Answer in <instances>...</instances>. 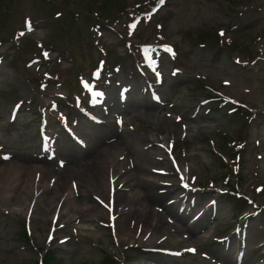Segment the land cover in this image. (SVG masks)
<instances>
[{
  "label": "rangeland",
  "instance_id": "374dc122",
  "mask_svg": "<svg viewBox=\"0 0 264 264\" xmlns=\"http://www.w3.org/2000/svg\"><path fill=\"white\" fill-rule=\"evenodd\" d=\"M156 1L0 0V165H27L25 160L38 153L58 154L64 165L61 152L91 147L98 135L104 137L102 146L115 132L156 139L160 145L146 151L193 172L188 190L178 189L172 205L193 232L183 238L174 230L145 232L143 227L133 234L140 224L153 225V217L133 210L128 200L127 213L114 212L111 220L99 202L107 198L88 184L91 197L86 190L74 194L68 184L60 190L78 203L81 197L99 203L102 215L69 212L63 199L56 203L60 195L45 177L43 201L54 196L48 210L43 203L17 201L20 187L5 188L9 198L0 191V264H34L42 247L56 250L60 264H100L104 252L116 264H231L239 254L252 258L248 264H264V253L255 252L264 241L259 234L264 226V0H166L152 12ZM151 43L152 64L147 65L139 53ZM157 43L172 44L175 55L165 54ZM104 50L106 56L100 53ZM176 67L180 71L172 76ZM93 70L104 78L112 74V82L103 84L113 100L118 93L137 105L151 99L153 89L170 102L158 104L154 114L117 109L123 126L109 119L89 130L74 129L81 114H92L78 82H96ZM15 105L17 118L10 122ZM237 106H245L247 116L232 117ZM229 139L241 140L234 159L227 152ZM16 175L0 178V186L15 183ZM235 178L239 201L225 188ZM168 217L184 230L176 216ZM23 225L28 242L22 241ZM129 247L134 261L125 259Z\"/></svg>",
  "mask_w": 264,
  "mask_h": 264
},
{
  "label": "bare ground",
  "instance_id": "6f19581e",
  "mask_svg": "<svg viewBox=\"0 0 264 264\" xmlns=\"http://www.w3.org/2000/svg\"><path fill=\"white\" fill-rule=\"evenodd\" d=\"M109 97L113 98V95H109ZM109 100L107 98L102 107H98L97 104L94 105L101 119L109 118L110 112H115L117 109L133 108L151 114H154L155 109H157L156 103L150 98L141 101L137 105H131L129 100L124 97H119V99L113 100L110 103ZM161 100H163L162 103L168 102L164 98H161ZM95 122H97L96 119L94 120L90 116L81 114L73 124V128L89 130ZM103 138L98 135L97 140L92 143L91 147L80 148V151L77 153H73L72 149L61 152L65 157L64 165L57 160L58 155H52L51 158L36 156L32 160H25L27 161V165H22L18 161L15 163L9 161L5 164L7 166L0 165L1 179L11 172L17 174L15 176V183L12 181L9 184L7 183L5 187L1 182L0 191H4L5 195L9 198L10 191L5 190V188L20 187L21 191L16 195L17 201L29 199V205L33 203L34 206L43 203L45 204V210H48L54 200L53 196L45 199V202L43 201V196L48 191L46 189V181L49 180L50 187L53 186L52 191L55 196L60 195L56 203L63 199V204L66 203L70 209L68 210L69 212L76 211L82 215H102L103 208L98 203L88 204L85 202V197H81V201L78 203L69 193L63 196V191L60 190L62 186L68 187L66 186L68 184L73 190L71 192L74 194L86 190L85 192L91 197L92 192L90 190L95 189L98 190L99 195H102V199L107 198V201L104 200L105 202L110 203L109 200L111 199L109 198H114V202L117 203L110 206L114 207V212L117 215L127 213L129 209L128 204L131 208V203H128L129 200L135 207L133 210L139 213L142 210L143 214L147 213V218L153 217V225L146 226L145 224H140L133 230V234L142 232L143 227L145 228V232H149L152 229L167 230L168 232L174 230L183 238H186L188 234L193 232L190 231L189 225L184 223L182 217V219L177 217L178 212L174 211L172 206L174 205V197H176L174 193L178 189L185 188L186 183L184 181L187 180L189 175L192 176L193 172L189 169H187V172L184 170L183 173L184 175L186 174V177H180L170 163L146 151L145 147L147 146L160 145L156 139L140 141L137 136L132 134L122 135L119 132H115L111 135L113 140L109 138L105 139V143H102L103 145L101 146L99 144ZM30 170L31 172L33 170V172L30 173ZM24 172L25 175L22 176ZM45 177H47V180H45ZM86 184L90 185V190L85 188ZM130 185L134 189L133 192H135V188H139L141 192L137 190L135 193L122 194V190L132 188L129 187ZM181 195L184 196L183 193ZM131 197H133L132 201ZM135 205H139L140 207H136ZM56 207L57 205L55 204L53 209ZM160 208L165 209V211L163 212ZM169 214H172L174 217L176 216L178 222L185 225L183 231L174 227L175 223L168 217ZM164 220L169 224V228H167ZM260 231L261 233L259 234H264V226H260ZM240 244L241 241L239 242L238 250H240ZM234 251V249H231V252ZM255 252L264 253V242L257 244ZM224 257L227 259L229 255L225 254ZM230 262L231 264H248L252 263V258L248 259L245 255L239 254L238 256H234V259Z\"/></svg>",
  "mask_w": 264,
  "mask_h": 264
},
{
  "label": "trees",
  "instance_id": "16d2710c",
  "mask_svg": "<svg viewBox=\"0 0 264 264\" xmlns=\"http://www.w3.org/2000/svg\"><path fill=\"white\" fill-rule=\"evenodd\" d=\"M25 234V233H24ZM26 235V234H25ZM55 253L52 250L47 251L42 264H54Z\"/></svg>",
  "mask_w": 264,
  "mask_h": 264
},
{
  "label": "snow or ice",
  "instance_id": "6c2138e0",
  "mask_svg": "<svg viewBox=\"0 0 264 264\" xmlns=\"http://www.w3.org/2000/svg\"><path fill=\"white\" fill-rule=\"evenodd\" d=\"M161 3H163V0H160Z\"/></svg>",
  "mask_w": 264,
  "mask_h": 264
}]
</instances>
